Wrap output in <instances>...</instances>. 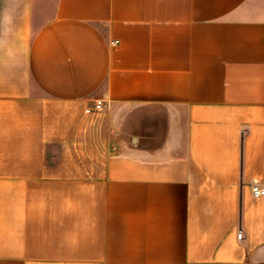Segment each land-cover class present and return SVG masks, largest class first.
<instances>
[{
    "label": "crops",
    "instance_id": "crops-1",
    "mask_svg": "<svg viewBox=\"0 0 264 264\" xmlns=\"http://www.w3.org/2000/svg\"><path fill=\"white\" fill-rule=\"evenodd\" d=\"M52 1L0 0V264H264V0Z\"/></svg>",
    "mask_w": 264,
    "mask_h": 264
},
{
    "label": "built area",
    "instance_id": "built-area-1",
    "mask_svg": "<svg viewBox=\"0 0 264 264\" xmlns=\"http://www.w3.org/2000/svg\"><path fill=\"white\" fill-rule=\"evenodd\" d=\"M102 104L103 103L101 100H96V101H94V103L92 105H88L85 108V112L86 113H93V112L100 111L103 107ZM251 191H252V195L254 197L264 196V187L258 185V183L256 181H253V183L251 185ZM237 236H238V238H241V236H242L241 231L238 232Z\"/></svg>",
    "mask_w": 264,
    "mask_h": 264
},
{
    "label": "rangeland",
    "instance_id": "rangeland-1",
    "mask_svg": "<svg viewBox=\"0 0 264 264\" xmlns=\"http://www.w3.org/2000/svg\"><path fill=\"white\" fill-rule=\"evenodd\" d=\"M42 2V7H41V13L37 14L36 17V25L40 24L42 21L50 18L52 14V10L54 8V3L52 0H40Z\"/></svg>",
    "mask_w": 264,
    "mask_h": 264
}]
</instances>
